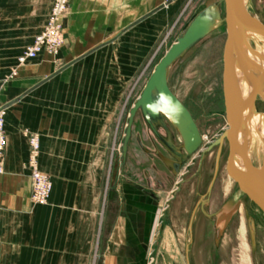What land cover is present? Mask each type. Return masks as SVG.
<instances>
[{
    "label": "crops",
    "instance_id": "0c3cea01",
    "mask_svg": "<svg viewBox=\"0 0 264 264\" xmlns=\"http://www.w3.org/2000/svg\"><path fill=\"white\" fill-rule=\"evenodd\" d=\"M52 1L0 0V105L5 106L6 134L0 264H91L94 252V264H145L156 190L127 183L114 172L105 186L115 114L131 78L127 57L118 54L121 60H116L113 48L145 28L161 26L162 16L176 12L183 0L156 10L164 0H70L58 53L41 51L4 81L17 54L43 27ZM102 33L109 35L93 39ZM33 133L39 140L38 167L52 180L45 203L30 198L26 162ZM111 189L115 193L109 196ZM188 192L182 185L174 196L169 226L161 234L170 241L173 218L187 209Z\"/></svg>",
    "mask_w": 264,
    "mask_h": 264
},
{
    "label": "rangeland",
    "instance_id": "374dc122",
    "mask_svg": "<svg viewBox=\"0 0 264 264\" xmlns=\"http://www.w3.org/2000/svg\"><path fill=\"white\" fill-rule=\"evenodd\" d=\"M246 1L249 12L264 21V0ZM207 4L218 6L222 11L221 19L204 37L172 62L167 74L169 87L188 107L199 126L201 144L178 171L173 170L163 159V156L170 159L173 156L153 139L142 121L140 111H137L126 160L122 162L121 144L129 108L141 92L155 63L183 32L194 14ZM107 35L95 34L93 39ZM225 37L222 0H183L176 12L162 16L161 26L145 28L139 36L133 35L127 39L124 46L113 48L116 60H121L120 54L127 57L125 64L129 67L131 78L115 114L114 140L105 186L109 185L114 172L116 177H125L127 183H143L156 190L154 221L147 238L145 264H187L186 253L189 264H264V214L249 197L240 193L235 180L230 182L228 191L225 190L229 182L227 142L210 146L227 127L222 91ZM253 46L260 47L256 41H253ZM81 50L80 47L71 49V53ZM9 70L3 76L4 81L16 76L8 77ZM254 103L257 110L264 111V102L255 100ZM175 135L177 144L181 146L177 130ZM140 136L147 138L144 140L147 153L139 141ZM182 185L189 191L185 200L187 209L173 218L175 223L171 227L174 239L170 241L167 235L161 234L169 226L170 211L177 199L174 196L178 195ZM229 201L234 203L228 210V220L225 224L218 223V214L224 211V205ZM248 215L255 220L256 230L253 233L249 232ZM241 217L246 219L245 237L239 233ZM95 257L94 252L91 264H94Z\"/></svg>",
    "mask_w": 264,
    "mask_h": 264
},
{
    "label": "water",
    "instance_id": "95a60500",
    "mask_svg": "<svg viewBox=\"0 0 264 264\" xmlns=\"http://www.w3.org/2000/svg\"><path fill=\"white\" fill-rule=\"evenodd\" d=\"M170 0H165L164 3L154 10L160 8ZM223 1V18L225 22L226 37L223 46V71L222 85L225 104V114L227 127L216 137L210 144H221L224 138L227 140L226 166L233 172L238 187L262 210L264 213V166L257 163L253 165L248 149L242 145L240 138L236 135L238 128H242L243 122L237 103L238 86L242 80H246L250 74L255 54L254 47L250 44L248 32L254 31L264 36V22L258 17L252 15L245 6L244 0H222ZM152 10V11H154ZM145 14L144 16L148 15ZM143 16V17H144ZM221 19V11L215 4H207L190 19L182 33L169 45L164 54L155 63L151 73L149 74L141 92L134 100L127 116V122L122 137L121 155L122 162L126 160L127 148L131 138L132 124L137 111H140L146 124L150 127L155 136L160 142L171 151L178 160H173L163 156L169 164H174V170L177 171L180 162L185 161L201 144L202 137L199 127L191 114L188 107L182 100L171 90L167 81L168 69L172 62L181 56L184 52L190 49L202 37H204L216 22ZM120 33L106 41L101 42L95 47L89 49L84 54L94 50L95 48L113 40ZM241 36L243 45L239 52L235 50L236 42ZM82 54V55H84ZM68 62L66 65L72 63ZM235 71L239 72L236 77ZM258 73L261 79L264 70ZM257 75V76H258ZM47 76L46 78H48ZM45 78V79H46ZM44 80H41V82ZM256 85V90L258 86ZM163 94L166 98L167 105L164 102H159V96ZM249 98L250 110H255L254 97ZM15 98L12 101H15ZM154 103L157 113L146 109V105ZM1 107H5L1 105ZM178 107L179 112L170 111L171 108ZM263 112V111H262ZM261 112V113H262ZM164 117L176 128L183 152L178 149V146L172 142L170 137L162 136L156 124L159 122L165 126ZM244 129V127H243ZM261 174V176H259ZM114 190L109 191V196L114 194ZM251 226L253 222H250Z\"/></svg>",
    "mask_w": 264,
    "mask_h": 264
},
{
    "label": "bare ground",
    "instance_id": "6f19581e",
    "mask_svg": "<svg viewBox=\"0 0 264 264\" xmlns=\"http://www.w3.org/2000/svg\"><path fill=\"white\" fill-rule=\"evenodd\" d=\"M244 3H245L246 8L248 9L247 1L244 0ZM247 35L249 36V41L252 46H253V41H256L259 43L260 47L255 48L253 46L255 49V54H253V59H254L253 66L252 68L250 67L251 70H250V74L248 75V78L246 80H242V82H240V85L238 86L239 88H238V93H237L238 94L237 103H238V109L241 114L243 125H242V128L241 127L238 128V130L236 131L237 133L236 135L238 136V138H240L242 145H244L248 149L252 164L257 165V163H259L264 166V111L263 112L259 111L256 109V107H255V110H250V106H249L250 101H249V98H247V96L253 95L254 102L255 100H261L262 102H264V75L262 74L261 79L258 80L259 75H260V74L258 75V73L262 72L261 70H264V36L254 31L248 32ZM242 46H244L243 38H241L240 36L236 42L235 50L239 52ZM222 60H223V55H222ZM234 73H236L235 74L236 77L240 75L238 71H235ZM257 84H260V85L258 86V90L254 92L255 89H257L256 88ZM222 91H223V85H222ZM254 106H255V103H254ZM224 107H225V104H224ZM225 117H226V114H225ZM226 123H227V120H226ZM224 140L227 142L226 138H224ZM227 172H228L229 182L224 187L226 191H228L229 189L230 182L232 180H235L233 178V172L230 168L227 169ZM259 176H261V174ZM239 191L240 193L246 195L243 192V190H241L240 188H239ZM233 203H234L233 201H229L224 205V211L218 214V220H217L218 223L225 224L229 216L228 210L233 207ZM245 220L246 219L241 217V221L239 225V233L242 237L246 236L245 235L246 233V221ZM244 243L246 244V246H248V243L246 241Z\"/></svg>",
    "mask_w": 264,
    "mask_h": 264
},
{
    "label": "built area",
    "instance_id": "2783aa9c",
    "mask_svg": "<svg viewBox=\"0 0 264 264\" xmlns=\"http://www.w3.org/2000/svg\"><path fill=\"white\" fill-rule=\"evenodd\" d=\"M70 0H53L46 22L32 41L17 54L15 63L11 66L8 77L17 75L18 68L28 59L36 57L41 51L51 55L58 52L65 39L64 16ZM5 109L0 105V173L3 171L2 158L6 146ZM29 156L26 164L30 167L31 191L30 198L34 203H45L50 195L52 181L48 173L38 167L37 155L39 141L37 134L29 135Z\"/></svg>",
    "mask_w": 264,
    "mask_h": 264
},
{
    "label": "flooded vegetation",
    "instance_id": "af4514ba",
    "mask_svg": "<svg viewBox=\"0 0 264 264\" xmlns=\"http://www.w3.org/2000/svg\"><path fill=\"white\" fill-rule=\"evenodd\" d=\"M192 114V113H191ZM141 118H142V121L145 123V126H146V128L151 132V135H152V137H153V139H155L156 140V142L161 146V147H163L169 154H171L172 156H173V160H178V158L176 157V156H174V154H172L171 153V151L170 150H168L161 142H160V140L155 136V134L152 132V130L150 129V127L146 124V122H145V120H144V118H143V116L141 115ZM164 123H165V126L164 125H162L161 123H157L156 124V128H157V130H158V132L162 135V136H164V137H170V139L172 140V142L174 143V144H176L177 146H178V149L180 150V151H182L183 152V149H182V147L181 146H179V144H177V141H176V129H175V127L170 123V121L166 118V117H164ZM199 127V126H198ZM200 130V129H199ZM202 136V135H201ZM145 137V136H144ZM143 136H140L139 137V141H140V143L144 146V150H145V152L147 153V145L145 144V141L144 140H146L147 138L145 137L144 138ZM225 141V140H224ZM226 142V141H225ZM184 162V161H183ZM183 162H180V165H179V167H178V170L180 169V167H181V165H182V163ZM170 166H171V168L174 170V164H169ZM177 170V171H178ZM251 220H252V222H253V225L251 226V224H250V222H251ZM247 224H248V228H249V232L250 233H253V231H255L256 230V226H255V220H254V217L253 216H250V215H248V217H247Z\"/></svg>",
    "mask_w": 264,
    "mask_h": 264
},
{
    "label": "clouds",
    "instance_id": "9594fccd",
    "mask_svg": "<svg viewBox=\"0 0 264 264\" xmlns=\"http://www.w3.org/2000/svg\"><path fill=\"white\" fill-rule=\"evenodd\" d=\"M159 102H164L167 105V101L166 98L163 94H160L159 96ZM146 109L150 112H152L153 114L157 113V109L155 108L154 103H150L148 105H146ZM170 111L174 112V113H178L179 112V108L178 107H173L170 109Z\"/></svg>",
    "mask_w": 264,
    "mask_h": 264
}]
</instances>
